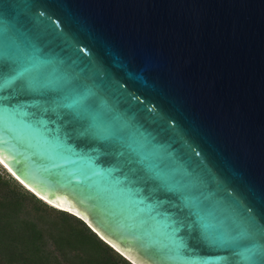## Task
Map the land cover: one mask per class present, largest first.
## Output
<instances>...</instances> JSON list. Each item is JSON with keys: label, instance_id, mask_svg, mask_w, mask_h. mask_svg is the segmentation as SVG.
<instances>
[{"label": "water", "instance_id": "95a60500", "mask_svg": "<svg viewBox=\"0 0 264 264\" xmlns=\"http://www.w3.org/2000/svg\"><path fill=\"white\" fill-rule=\"evenodd\" d=\"M0 158L137 264H264V0H0Z\"/></svg>", "mask_w": 264, "mask_h": 264}, {"label": "trees", "instance_id": "16d2710c", "mask_svg": "<svg viewBox=\"0 0 264 264\" xmlns=\"http://www.w3.org/2000/svg\"><path fill=\"white\" fill-rule=\"evenodd\" d=\"M0 264H132L83 220L0 170Z\"/></svg>", "mask_w": 264, "mask_h": 264}, {"label": "bare ground", "instance_id": "6f19581e", "mask_svg": "<svg viewBox=\"0 0 264 264\" xmlns=\"http://www.w3.org/2000/svg\"><path fill=\"white\" fill-rule=\"evenodd\" d=\"M0 164H1V166H3L9 173H11L12 175H14V177H17V178H19L22 182H23V184L24 185H26L25 186V188H27V189H31V190H33V191H35L32 187H30L25 181H23L1 158H0ZM23 185V186H24ZM36 193H38V192H36ZM38 195L40 196V197H42L43 199H45L46 201H48L49 203H51V204H53V205H55L57 208H60V209H66V208H64V207H61V206H59V205H57V204H55V203H53L52 201H50V200H48V199H46L45 197H43L42 195H40L39 193H38Z\"/></svg>", "mask_w": 264, "mask_h": 264}, {"label": "rangeland", "instance_id": "374dc122", "mask_svg": "<svg viewBox=\"0 0 264 264\" xmlns=\"http://www.w3.org/2000/svg\"><path fill=\"white\" fill-rule=\"evenodd\" d=\"M0 170H2V171H5L6 173H8V174H10L3 166H1V164H0ZM11 177H13L12 175H10ZM14 178V177H13ZM21 184V183H20ZM23 186V185H22ZM25 188V187H24ZM38 198H40V197H38ZM42 200V199H41ZM42 201H44V202H46L47 204H49L50 206H53V207H55V208H57L55 205H53V204H51V203H49V202H47V201H45V200H42ZM57 209H59L60 210V208H57ZM65 210H67L68 212H72V211H70V210H68V209H65ZM72 213H74V212H72ZM76 214V213H75ZM89 223V222H88ZM106 239V238H105ZM107 240V239H106ZM108 241V240H107ZM109 242V241H108ZM109 243H111V242H109ZM112 244V243H111ZM113 245V244H112ZM114 246V245H113ZM116 249H118L116 246H114ZM119 250V249H118ZM120 251V250H119ZM126 258H127V260H129L132 264H137V263H135L133 260H131L128 256H126L122 251H120Z\"/></svg>", "mask_w": 264, "mask_h": 264}, {"label": "flooded vegetation", "instance_id": "af4514ba", "mask_svg": "<svg viewBox=\"0 0 264 264\" xmlns=\"http://www.w3.org/2000/svg\"><path fill=\"white\" fill-rule=\"evenodd\" d=\"M142 117H143L145 120H148V119H149L147 116H144V115H143Z\"/></svg>", "mask_w": 264, "mask_h": 264}]
</instances>
